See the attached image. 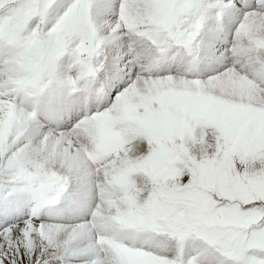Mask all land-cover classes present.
<instances>
[{"label":"snow or ice","instance_id":"snow-or-ice-1","mask_svg":"<svg viewBox=\"0 0 264 264\" xmlns=\"http://www.w3.org/2000/svg\"><path fill=\"white\" fill-rule=\"evenodd\" d=\"M0 264H264V0H0Z\"/></svg>","mask_w":264,"mask_h":264}]
</instances>
